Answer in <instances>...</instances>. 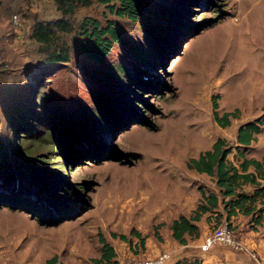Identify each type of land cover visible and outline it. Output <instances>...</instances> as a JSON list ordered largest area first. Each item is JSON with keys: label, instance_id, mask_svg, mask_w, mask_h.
<instances>
[{"label": "rangeland", "instance_id": "obj_1", "mask_svg": "<svg viewBox=\"0 0 264 264\" xmlns=\"http://www.w3.org/2000/svg\"><path fill=\"white\" fill-rule=\"evenodd\" d=\"M57 16L52 0H0V126L8 115L18 118L36 105L39 68L52 67L38 64L37 44L27 34L29 18ZM83 16L101 22L111 15L101 4L77 5L72 25ZM116 28L123 41L112 44L100 64L83 60L73 31L62 35L70 60L37 89V96L56 106L57 118L48 136L43 127L29 141L33 172L25 180L31 194L15 195L16 179L0 176V264H42L52 255L56 264H94L90 259L99 254V235L113 248L117 264L153 255L158 252L153 243L168 238L172 211L183 208V192L211 189L212 179L187 167V159L209 149L216 138L232 144L240 123L258 119L264 126V0H147L136 23L118 21ZM151 28L166 52L149 69L148 80L144 74L137 81L144 88L123 90L117 76L114 84L102 80L97 72L107 70L108 62L116 74L124 66L144 65L135 47ZM98 91L117 103L106 109ZM213 101L218 114L234 110L230 125L221 127L213 119ZM65 111L76 121L59 139ZM99 113L107 117L105 126L96 123ZM77 133L95 138L99 147H71L69 139ZM261 134L264 138V130ZM5 161L9 168L8 155ZM50 180L65 202L47 206L44 213L28 211L33 208L28 200ZM235 227L231 221L236 237ZM130 228L144 236L142 248ZM111 232L125 234L132 244Z\"/></svg>", "mask_w": 264, "mask_h": 264}, {"label": "trees", "instance_id": "obj_2", "mask_svg": "<svg viewBox=\"0 0 264 264\" xmlns=\"http://www.w3.org/2000/svg\"><path fill=\"white\" fill-rule=\"evenodd\" d=\"M52 1L55 9L59 12V16L50 19H37L30 17L27 33L28 38L37 44L35 51L39 61L38 64L50 65L52 67L49 69L39 68L38 78L36 80L38 85L34 91L36 105H34V107L33 105L32 107L29 105V107L26 108L25 115L20 114L18 118L14 117L16 114L8 115V118L4 122L5 126H0V176L5 174L13 176L16 180L11 188H13L12 190L15 195H20L23 199H26L23 195L27 196L31 194L27 190V188L31 189V185L25 180L28 179L29 175L32 176L33 172V168L32 171L30 170L29 163V161L33 159V155L30 154L32 152L29 151L31 144L29 141L31 142V139L38 138V134L41 130H44V128V133L47 132L46 136H48L50 133V128L48 127L51 126L57 118L56 106L47 99L49 97L37 96V89L43 84H49L51 76L55 70L58 71L61 65L70 60L68 48L62 40V35L73 31L74 37L76 38L75 48L77 52L83 56V60L86 63H103L112 44L123 41L116 28V22L125 21L130 24L136 23V21L144 14L147 6V0ZM90 2L103 5L104 8H106L107 13L111 16L105 17L101 22L94 17L83 16L80 21L73 26L72 17L74 7L77 5L87 6ZM174 23L177 24L176 21H174ZM146 32V35L144 34L142 38V42L135 47L136 53L141 55V59L145 62L144 65L139 67L135 64H132L130 67L124 66L119 69L121 73L116 74L114 65L111 62H108V64L105 65L107 70L97 72L102 80H107L105 78H108V81L114 84L117 76L119 81H117L116 84L121 85L123 90L126 89V87L133 85L144 88L143 84L137 81H139L142 77L141 75L144 74L146 77L145 79L148 80V73H150L149 69L153 70L154 68H151V66L157 63L156 61H158V58L160 59V57L166 52L165 48L163 49L160 47L161 40H156L158 31H153L151 28ZM169 42L170 41L167 43L169 44ZM122 93H124V91ZM97 94L103 99V104L106 109L109 104H114V102L117 103V101H115L111 95L109 96L108 93L102 94L98 91ZM30 98L31 95L29 96V99ZM32 104H34V102ZM106 104L107 106H105ZM212 105L213 109H215L216 105L214 101ZM87 111L91 112L92 110L89 109ZM119 113L120 111L118 110V114ZM72 114L73 113L67 111L62 114L63 116L60 118L62 127L58 128L56 131L57 138L60 139L59 134L62 135L64 129L67 128V130H71L74 128L72 123L75 122L76 119ZM102 114H98L99 117L96 120V123L99 124L102 121L105 126L107 117H100ZM230 117H235L234 110L223 111L220 115L213 111V119L219 126L229 124ZM12 120L15 121L13 124H11ZM20 121L21 125L19 124ZM257 123L258 119L241 124L236 130V141L241 144H247L253 139V133L258 131ZM20 126L22 128H19ZM18 129L22 131H17ZM41 136H43V134H41ZM25 140L26 144H24ZM69 144L73 148L78 147L80 144H88L89 146H92V148L99 147L95 138L82 135L81 133H77L74 137L70 138ZM19 148H21L20 151L18 150ZM230 151L231 147L226 145L222 138H216L211 143L209 149L199 152L196 157L188 158L187 167L213 177V182L218 189L217 194L220 196L224 221L228 227L230 225L229 217L231 215L239 213L248 216L250 227L253 228L255 225L262 226V239L264 241V154H262L259 159L252 157L246 158L244 157L245 148L239 149L238 146H235V154L240 157V161L237 165H234L226 158V155ZM5 155H8L9 162L12 164L9 168L5 167ZM249 166L252 167L253 171L248 170ZM15 172L17 173V176L14 174ZM18 175L22 179L21 181L18 178ZM261 180L263 182H261ZM244 185H248L250 189L244 190ZM54 187V183H52L51 180L48 183H45L44 187L38 191L39 195H37L34 200H28L30 203L28 205L33 207L27 208L28 211H33L32 209H35L37 213L39 211L44 213L45 211H48L46 209L47 206L52 205L53 207H58L59 204L65 202L61 195L57 194L58 191ZM199 191L200 199L191 210V213L187 216L182 214L178 215L171 219L168 225L170 237L179 244L185 243V235L197 237L198 229L194 224V221L198 220L203 213L208 212L209 215L214 213L213 216L216 222L220 221L222 213L215 210L218 202L217 194L213 191H207L205 193L203 190L199 189ZM5 196L7 198L11 197L7 193H5ZM51 218H57V212L51 216ZM110 235L112 237H118L120 240L127 242L128 245L132 244L125 234H115L114 232H111ZM129 235L136 237L137 243L141 248L143 247L144 236H142L137 230L130 228ZM153 235L155 239H161L156 230L153 231ZM98 241L100 242L99 254L98 256L91 258L90 261L94 264H117L111 245L101 235H99ZM56 263L55 255L44 259L42 262V264ZM170 264L202 263L201 259L197 256H181L173 259Z\"/></svg>", "mask_w": 264, "mask_h": 264}, {"label": "crops", "instance_id": "obj_3", "mask_svg": "<svg viewBox=\"0 0 264 264\" xmlns=\"http://www.w3.org/2000/svg\"><path fill=\"white\" fill-rule=\"evenodd\" d=\"M213 110L216 112V108ZM230 118H229V124L225 126L230 125ZM241 124L242 123L236 125L235 127V133L233 136L234 142H232V144H229V146L231 147V151L229 153H235V146H238L239 149L245 148L244 157L246 158L252 157L255 159H259L260 156L264 154V138H261V135H262L261 132L262 130H264L263 124H261L260 126L257 124L258 131L253 133V139H251L247 144H241L237 142L235 139L236 130ZM225 126H221V127H225ZM249 151L251 154L247 153ZM226 158H227V155H226ZM227 160L230 161L232 164L237 165L238 162L240 161V157L234 154L233 160L231 158L230 159L227 158ZM248 170L253 171L252 167L250 166L248 167ZM197 173H203V172H197ZM207 176L212 179V185L210 186L211 189L208 191H213L215 194H217L218 189L215 183L213 182V177L210 175H207ZM261 182L263 181L261 180ZM243 189L249 190L250 188L248 185H244ZM217 196H218V202H217V206L215 210L222 213L220 220H224V215H223V211H222V207L220 203V196L218 194ZM199 199H200L199 190L191 189L190 191H184L183 192V208L176 207L175 209L176 211L171 210L173 213L170 217L168 225L171 219L177 217L180 214L185 215V216L189 215L191 213V210L194 208L195 204L197 203ZM213 215L214 213H211V215H209L208 212L203 213L199 217L198 220L194 221V224L197 226V229H198L197 237H190L188 235H185L184 236L186 239L185 243L179 244L169 236L170 232H167L168 238L167 239L164 238L163 241L157 242L156 244L153 243V250L159 251L158 249H162V248L163 250H169L171 254L173 255V259L177 258L179 255L180 256H197L198 258L201 259L202 264H244V263L264 264V241L262 239V226L255 225L253 228L250 227V222H248V216L241 215L239 213L231 215L229 217V221L230 222L232 221L233 225H236V227L234 228V231L237 232L238 230L236 234V238L240 242L245 244L248 250L253 251L256 254V256L259 258V261L256 262L252 260L246 252L227 249L224 246H221V244H214L210 246V247H213L212 249H210L209 247L206 251L201 252L198 249V243L201 240L202 236L207 231L206 225L212 222L214 223L213 219L215 218ZM168 225H167V228H168Z\"/></svg>", "mask_w": 264, "mask_h": 264}, {"label": "built area", "instance_id": "obj_4", "mask_svg": "<svg viewBox=\"0 0 264 264\" xmlns=\"http://www.w3.org/2000/svg\"><path fill=\"white\" fill-rule=\"evenodd\" d=\"M11 21L16 23V14H12ZM214 244H223L231 250L246 252L252 260L256 262L259 261L256 254L253 251L248 250L246 245L233 235L231 229L227 226L224 220H221L216 224L214 223L211 228L205 232L198 243V248L201 252H204ZM172 261L173 255L171 252L169 250H161L151 256L132 259L125 264H170Z\"/></svg>", "mask_w": 264, "mask_h": 264}]
</instances>
